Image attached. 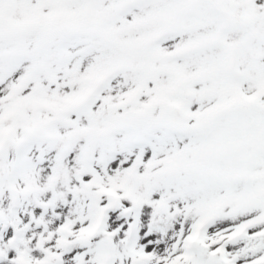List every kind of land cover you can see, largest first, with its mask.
I'll list each match as a JSON object with an SVG mask.
<instances>
[{"label": "snow or ice", "instance_id": "obj_1", "mask_svg": "<svg viewBox=\"0 0 264 264\" xmlns=\"http://www.w3.org/2000/svg\"><path fill=\"white\" fill-rule=\"evenodd\" d=\"M0 264H264V0H0Z\"/></svg>", "mask_w": 264, "mask_h": 264}]
</instances>
